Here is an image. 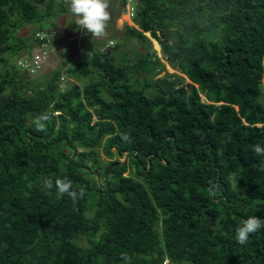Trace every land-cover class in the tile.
Returning <instances> with one entry per match:
<instances>
[{
	"label": "trees",
	"instance_id": "16d2710c",
	"mask_svg": "<svg viewBox=\"0 0 264 264\" xmlns=\"http://www.w3.org/2000/svg\"><path fill=\"white\" fill-rule=\"evenodd\" d=\"M137 1L141 29L47 76L18 61L70 9L0 0V264H264V228L235 232L264 220V0ZM146 31L185 77H159ZM135 39L150 50L116 53ZM65 177L75 203L44 187Z\"/></svg>",
	"mask_w": 264,
	"mask_h": 264
},
{
	"label": "clouds",
	"instance_id": "9594fccd",
	"mask_svg": "<svg viewBox=\"0 0 264 264\" xmlns=\"http://www.w3.org/2000/svg\"><path fill=\"white\" fill-rule=\"evenodd\" d=\"M137 3H138L137 0H122L124 12L129 15V18L134 21L135 25H138V27L135 25H131V26H135V27L141 29V27L137 21L138 20L137 19L138 18L137 17ZM114 5H115V1L113 2L112 6L114 7ZM112 6L110 7V9L113 8ZM108 8H109V0H70V11L76 17H78V19H76V21H75L76 25L79 28L84 29L86 32L91 33L92 37L95 36L97 38H100V37L107 35V26H108V22L111 19ZM113 9H115V8H113ZM48 31H49V33H45V34L43 33L41 36L44 39L47 38L46 41L43 44H41L42 47L40 45H38V46L36 45V48L39 47V51L34 53L33 57L30 60H26V62H23L22 60L19 61V64L22 65L24 68H27L30 71V73L33 75L38 74L42 70V67H45V66H43V63H45L46 60H44V54L43 53H46V51L49 49L48 45L50 44V42L53 40L55 42L57 39V36L60 34V32L56 33L57 30L55 29V26H53ZM147 33H150V36L148 35L150 41L155 40L159 44V42L155 38L152 37L150 31L145 32L146 35H147ZM63 34L64 33H62V35ZM42 50L44 52H42ZM70 56L72 57V60L70 61L69 64L73 63L74 60L80 58L79 49L77 50L76 55L73 54ZM47 59H48V57H47ZM62 73H63L61 76L62 82H63L65 75H67V77H69V79H71V85H72V83L78 82V80H76V78L69 76L66 71H64ZM182 75L184 77L186 76L183 73H182ZM186 79H188V78L186 77ZM189 81L190 80L188 79V82ZM61 88L66 89V84L64 86L61 85ZM205 100H206V98H205ZM91 111H92V109H91ZM56 113H58V111H56ZM50 120H51V116L48 113H42L41 115L37 116L33 120V124L35 126V131H37V132L46 131L47 130L46 129V122H48ZM251 151L256 156H264V145L253 144V145H251ZM114 158H116V157H114ZM125 158H126V155L124 157H122V160H125ZM44 187L46 189H49V190H51L53 187H55L58 199L62 198L64 195H67L69 198L72 199L73 203H75L78 198L83 197V195H84V189L81 188L79 191L73 189L72 181L70 179H68L67 177L56 178L54 183H53V180L51 178H45ZM261 228H264V220L254 216V215L248 216L235 229L237 242L240 244L247 243L250 234L256 233ZM121 257L126 262L130 261V259H131L127 253H121Z\"/></svg>",
	"mask_w": 264,
	"mask_h": 264
},
{
	"label": "rangeland",
	"instance_id": "374dc122",
	"mask_svg": "<svg viewBox=\"0 0 264 264\" xmlns=\"http://www.w3.org/2000/svg\"><path fill=\"white\" fill-rule=\"evenodd\" d=\"M114 1H115V5L113 8L115 9L111 8L114 10V13L116 15L113 28L107 26V35L100 38H97L95 36L92 37L91 33L86 32L84 29H81L79 27L75 28L73 25L76 24L75 21L76 19H78V17H76L71 11L63 12V13L61 12L59 17L54 19L55 23L53 24L55 26V29L57 30L56 33L60 32V34L57 36L55 42L54 40L50 42V44L48 45L49 49L46 51V53H43L44 60H46V62L43 63V66L45 67H42V70L39 73H43L46 75L56 67L58 66L61 67V62L63 59L73 54L76 55L78 49H82V47L88 46V44L91 45L92 43L93 44L101 43L100 44L101 50H107L110 46H117V43L121 42V40H119L118 38H120L121 36L124 37L126 34V25L131 26V25H135V23L133 20L129 18V15L124 12L122 0H109V8H108L109 13L111 12L110 7L112 6ZM64 5L70 9V0H64ZM59 6L60 5L55 6V10L58 9ZM135 26L138 27V25ZM25 28L28 29V26L25 25ZM62 33L64 34L62 35ZM148 35L150 36V33H147V36ZM116 36H120V37H116ZM151 44L153 48L157 50L158 55L162 58V60L166 62V70L162 71L159 77L164 76L166 73L165 71H168L170 73H179L182 75V73L179 70H177L176 68L174 69L171 65L168 64V62L164 58L160 45L155 40H152ZM151 44L150 42L147 41L135 39V41L131 43L125 42L123 46L121 45L118 49H116V53H120L121 51H126V50L127 51L130 50V53L132 54H135L137 51L147 52L150 50ZM33 51L34 53H36L37 51H39V47L33 49ZM42 52L44 51L42 50ZM64 69H66V66H64ZM47 76L49 75L47 74ZM65 84H66V88H68L71 85V79H69L67 75H65L61 85L64 86ZM203 99L205 100L204 97ZM100 153H101V159L109 160V158L104 154L103 150H101Z\"/></svg>",
	"mask_w": 264,
	"mask_h": 264
}]
</instances>
